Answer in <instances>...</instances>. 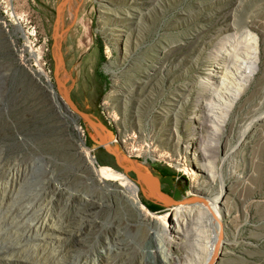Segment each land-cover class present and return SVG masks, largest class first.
<instances>
[{
	"label": "rangeland",
	"instance_id": "374dc122",
	"mask_svg": "<svg viewBox=\"0 0 264 264\" xmlns=\"http://www.w3.org/2000/svg\"><path fill=\"white\" fill-rule=\"evenodd\" d=\"M63 1L0 0V257L7 264H162L149 229L136 226L128 205L124 217L118 199L94 183L84 150L112 189L133 192L151 213L177 206L151 211L143 180L116 166L56 89ZM61 20L64 95L94 101L88 114L121 161L153 174L174 199L224 190L215 264H264V0H71ZM17 22L36 35L57 102L22 65ZM238 43L256 49L257 68L214 131L211 74ZM197 216L182 213L175 264L206 262L212 229ZM48 224H57L61 241L39 247Z\"/></svg>",
	"mask_w": 264,
	"mask_h": 264
},
{
	"label": "bare ground",
	"instance_id": "6f19581e",
	"mask_svg": "<svg viewBox=\"0 0 264 264\" xmlns=\"http://www.w3.org/2000/svg\"><path fill=\"white\" fill-rule=\"evenodd\" d=\"M16 25H17L16 26L17 32H20L25 37L26 39L25 46L30 49L33 58L36 60L34 61L29 59V54L24 47L19 48L16 51L18 53L22 65L27 67L29 70L35 72L39 76V78L44 79L46 83V87L52 93L54 100L57 102V94L55 93V91H53L52 82L50 81L49 76L45 74L44 69L41 66L42 52L34 50L28 35H26L25 30L22 28V26L19 23H16ZM224 46L226 47V45ZM249 50L244 49V47L242 49L239 43L234 45L231 49L225 50L224 53L222 52L220 54L223 65L220 67L219 66L216 67L215 70H213V73L211 74V79L215 81L213 86L216 92H215L214 100L211 101L209 107V118L212 124V126L210 127H212L214 131L222 129L224 127V123H226L231 113L232 107L234 106L236 100L242 93V90L245 86V82H248V80H250L249 78L252 76V74L255 72L257 68L258 57H257L256 49L252 51ZM26 54L28 56H26ZM84 155H85L84 157H85L86 165L92 173V180L94 181V183L99 182L104 186L103 189L98 188V190L102 189L105 195H108L111 198L115 197L118 199V206L124 212L123 213L124 217H128V213L125 209L128 205L135 214V218L137 219L136 226L149 229V234L152 235L155 242L159 246L160 253H158L157 256L159 255L158 258H160L162 264H172L176 259H178L172 255L171 249L176 244V240H175L176 234H179L181 232L182 213L190 212L193 209H195V211L198 212L200 216L197 217L200 218L201 226L204 227L205 229L210 228L208 230L212 229L211 236H208L209 234L207 233L208 241L206 246L208 248V256L204 264L209 263V261L211 260L217 249L220 233L221 230H223L222 228L223 208L221 205H223L224 190H222V192L217 194L214 198L208 199L205 197L207 204L198 203L195 205L177 206L172 210V213L167 212L166 214L163 213L164 215H162V213L161 215H156L151 213L144 206V204L141 202L139 197L133 192H130L125 188H121L120 190L112 189L111 187L113 186V184L106 182L104 177L101 175L100 171L97 169L94 156H92L88 151L85 150H84ZM55 225L57 224H48L43 226L44 233L42 232L43 234L41 233L39 234L42 235V237L36 240L37 246L39 245L41 246L42 244L45 245L49 243L51 244L53 242L55 244L56 243L55 241L57 242L61 241V236L59 235V233L58 234L56 233L55 227L57 226ZM61 231H64V228ZM62 240L65 239H63L62 237ZM166 240H168V247L164 245ZM36 242L34 246H36ZM223 243L224 241L222 240V242L218 247L219 248L221 246L223 247ZM0 264H7V262L4 260V257L3 258L0 257Z\"/></svg>",
	"mask_w": 264,
	"mask_h": 264
},
{
	"label": "water",
	"instance_id": "95a60500",
	"mask_svg": "<svg viewBox=\"0 0 264 264\" xmlns=\"http://www.w3.org/2000/svg\"><path fill=\"white\" fill-rule=\"evenodd\" d=\"M70 1L71 0L63 1L57 9V31H56V33L60 38V42L58 43L57 36L54 37V44H55V46H57V50H58V57L55 59L56 87H57L58 92L61 94L62 98L69 105L70 110L73 113L77 114L79 117H81L90 126V128L93 130V132L96 134V136L100 140L102 147L106 150V152L108 154H110L111 156H113L115 158L116 166L119 169L124 171L127 175L134 174L139 179V183H140V180H143V182L146 184V187L148 189V192H149L148 196L150 198L160 202L161 205H163L167 208L172 207V206L195 205L198 203L207 204L206 200H205V196H203V195H199V196L193 197L191 199L183 200V201H178L163 191L162 184H161L160 180L157 177H155L153 174L145 172V171H143V170H141L135 166L125 165L121 161L118 153L112 147L111 142L109 141V139L106 136V133L104 131L103 126L101 124H97L95 122V119L92 116H90L89 114H87L84 111H81L74 104V102L72 101V99L69 96L64 95V93L62 91V83H61V70L64 66L63 40H64V33L65 32L64 31L60 32L61 31V24H62L61 13L63 12L64 8L70 3ZM143 193L145 195H147L144 188H143ZM222 240H223V230H221V233H220L219 242L217 244V249H216L213 257L211 258V260L209 261L208 264H215L216 260L220 257V252H221L222 246L220 248L218 246L220 245Z\"/></svg>",
	"mask_w": 264,
	"mask_h": 264
},
{
	"label": "flooded vegetation",
	"instance_id": "af4514ba",
	"mask_svg": "<svg viewBox=\"0 0 264 264\" xmlns=\"http://www.w3.org/2000/svg\"><path fill=\"white\" fill-rule=\"evenodd\" d=\"M56 89H57V87H56ZM57 91H58V90H57ZM58 93H59V92H58ZM59 95H61V94L59 93ZM60 97L62 98V96H60ZM70 98L72 99V101L74 102V104H75V105H76L81 111H84V112H86V113L88 114L89 111L93 110L94 101L90 100L88 97H83V100H82L83 102H81L80 98L77 97V96H75V95H74V96L71 95ZM67 108H68L69 112H71L72 114H74V115L77 117L78 120H81V121L85 122L81 117H79L77 114L73 113V112L70 110L69 105H68ZM133 175H134V174H133ZM151 200H152L153 202H155V203L161 205L160 202H158V201H156V200H154V199H152V198H151Z\"/></svg>",
	"mask_w": 264,
	"mask_h": 264
},
{
	"label": "built area",
	"instance_id": "2783aa9c",
	"mask_svg": "<svg viewBox=\"0 0 264 264\" xmlns=\"http://www.w3.org/2000/svg\"><path fill=\"white\" fill-rule=\"evenodd\" d=\"M17 23H19L21 26H22V24L20 23V22H17ZM15 25H16V23H15ZM17 26V25H16ZM16 28V27H15ZM22 28L25 30V32H26V35H28V37H29V40H30V42H31V44H32V47L34 48V50H36V51H41L42 52V59H41V66H42V68H43V55H44V53H43V50H42V48H37L34 44H33V42H32V40H33V38H35V34H30V33H28V31L22 26ZM20 33V32H19ZM21 34V33H20ZM22 35V34H21ZM22 38H23V40H24V43H23V46L22 47H24L25 48V50L28 52V54H29V59L30 60H34V61H36L34 58H33V56H32V53H31V51H30V49L29 48H27L26 46H25V44H26V39H25V37L22 35ZM35 40V39H34ZM37 63V62H36Z\"/></svg>",
	"mask_w": 264,
	"mask_h": 264
},
{
	"label": "trees",
	"instance_id": "16d2710c",
	"mask_svg": "<svg viewBox=\"0 0 264 264\" xmlns=\"http://www.w3.org/2000/svg\"><path fill=\"white\" fill-rule=\"evenodd\" d=\"M148 208L151 211H153V212H159V211H161L160 205L157 204V203H155V202L149 203Z\"/></svg>",
	"mask_w": 264,
	"mask_h": 264
}]
</instances>
